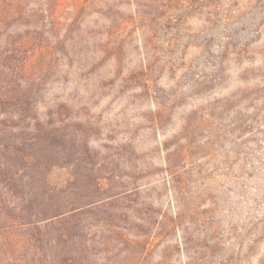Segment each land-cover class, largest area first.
Segmentation results:
<instances>
[{
  "label": "rangeland",
  "instance_id": "rangeland-1",
  "mask_svg": "<svg viewBox=\"0 0 264 264\" xmlns=\"http://www.w3.org/2000/svg\"><path fill=\"white\" fill-rule=\"evenodd\" d=\"M8 54L65 152L51 182L105 205L39 264H264V0H0L4 83Z\"/></svg>",
  "mask_w": 264,
  "mask_h": 264
},
{
  "label": "trees",
  "instance_id": "trees-1",
  "mask_svg": "<svg viewBox=\"0 0 264 264\" xmlns=\"http://www.w3.org/2000/svg\"><path fill=\"white\" fill-rule=\"evenodd\" d=\"M20 60L6 57L9 80L5 79V83L0 73V264H20L19 256L10 255L12 247L17 250L28 247L32 251L31 264H39L45 245L53 252V262L54 256L75 244V232L80 230L75 219L85 215L82 211L105 207L100 202L72 203L65 190L67 185L60 188L51 182L55 170L66 168L60 162L65 152H55L53 141L57 131L29 114L31 108L23 102L34 80L26 73L25 66L21 67ZM20 72L26 81L22 93L15 89ZM103 215L92 214V220L105 225L99 245L106 262H110L115 258L114 246L119 243L114 238L118 235V225L114 215L101 218ZM20 235L18 240L16 237Z\"/></svg>",
  "mask_w": 264,
  "mask_h": 264
}]
</instances>
